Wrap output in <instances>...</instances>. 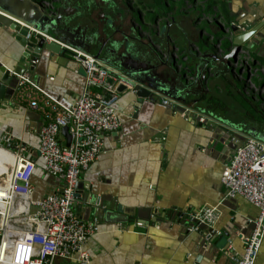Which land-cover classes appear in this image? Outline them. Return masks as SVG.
I'll use <instances>...</instances> for the list:
<instances>
[{
    "label": "crops",
    "instance_id": "1",
    "mask_svg": "<svg viewBox=\"0 0 264 264\" xmlns=\"http://www.w3.org/2000/svg\"><path fill=\"white\" fill-rule=\"evenodd\" d=\"M46 1L41 3L46 9L60 4L53 2V7L52 0ZM77 3L66 0L60 7L80 40H103L99 45L118 49L128 67L142 70L186 100L172 97L167 98L169 104L135 107L129 93H119L115 109L121 126L103 133L97 159L80 174L74 204L82 220L97 226L84 244L90 264H233L257 209L242 197L226 195L220 178L234 139L219 126L229 122L240 125V132L248 126L264 132V109L255 106L259 98L264 106V0H195L193 5L204 9L199 18L196 12L182 11L171 20L159 18L144 25L115 12L113 0H84L79 7ZM77 15L87 19L81 28L80 19L73 18ZM232 24L239 33L257 28L254 50L244 46L237 66L233 59H221L231 49L225 36H233ZM22 50L14 33L0 26V64L12 70L10 76L29 64ZM171 59L177 62L175 68ZM26 73L67 105L83 91L84 70L67 52L41 57ZM16 87L12 99L6 91L0 97V140L11 130L22 143L18 151L24 153L0 148L14 156L29 155L30 150L37 152L44 118L27 102L16 101ZM186 89L192 93L185 95ZM32 159L33 196L60 191L63 180L50 178L40 159ZM88 186H96L101 204H90ZM214 205L220 214L208 224L212 232L196 218L200 223L184 224L193 221L190 215ZM255 264H264V240Z\"/></svg>",
    "mask_w": 264,
    "mask_h": 264
},
{
    "label": "built area",
    "instance_id": "2",
    "mask_svg": "<svg viewBox=\"0 0 264 264\" xmlns=\"http://www.w3.org/2000/svg\"><path fill=\"white\" fill-rule=\"evenodd\" d=\"M44 36L57 42L83 68L84 87L78 98L67 105L40 87L28 73L16 74V101L27 102L44 118L38 133L37 157L44 171L60 176L63 184L60 191L35 200L31 184L33 159L13 155L6 170L0 167V264H60L54 261L56 257L66 259L64 264H90L84 244L97 232V226L82 220L74 210L79 177L97 159L103 133L120 128L121 119L115 109L117 88L127 82L93 53ZM63 127H68L69 145L62 137ZM220 180L228 197H242L257 209L249 220L250 233L242 237V251L232 258L233 264H255L264 240V141L248 137L233 152ZM219 214L214 205L189 217L211 225Z\"/></svg>",
    "mask_w": 264,
    "mask_h": 264
},
{
    "label": "water",
    "instance_id": "3",
    "mask_svg": "<svg viewBox=\"0 0 264 264\" xmlns=\"http://www.w3.org/2000/svg\"><path fill=\"white\" fill-rule=\"evenodd\" d=\"M42 1L44 2L46 0H0V26L6 29L8 33H14L15 39L23 48V56L29 60V64L27 66H24L19 70H14V73H23L26 71L30 72V70L41 57H47L50 53L63 54L65 52V50L61 48V46L57 42L48 41L44 36L49 35L60 41L61 43H66L74 47L84 48L89 52L92 51L91 53H93V55L98 58L103 64L105 63L104 65L107 64L109 65V67L111 65L113 69H110H115L114 71L116 75L127 82V85L120 84L117 90L119 91V93H129L132 96L133 105L135 107L143 106L148 102L169 104L167 102V98L172 97L176 98L181 103H185L186 100L184 96H176L177 91H175L173 88H168L165 85L159 83L155 78L153 79L146 76L142 70L128 67L122 60L123 56L121 57L120 54L118 55V49H112L111 47L110 49H108L104 48V46L102 45H99V43L103 44V42H101L103 40H99L95 37L92 38L93 42L88 41V43H86L84 39L80 40L81 37L79 39V36H77V32L73 33L70 27L67 25L69 19L64 17L65 15H63V12L64 14L66 13L64 9L61 8L62 6L60 7V5L64 4L66 0H52V3L50 2V4L53 5V7L56 6L55 4H53V2H56V4L60 3L59 6H56V8L48 7L47 9L46 7L44 8L41 6ZM83 1L84 0H77L78 7L84 6ZM47 2L48 1H46V3ZM81 14L82 16H84L82 12ZM73 18L78 20L80 19L78 22L79 28H81L82 24L84 23L82 20H87L80 17L79 15ZM89 22L92 23L93 20L89 19ZM262 25H264V22H262L260 26ZM229 28L231 29V34L233 36L226 35L225 37L227 40H231V49L221 59L226 61L227 63L231 59H233L234 65L237 66L238 59H236V57L244 46L246 48H249L250 51L254 50V47L257 44V40L255 39V37H253V34L256 32L257 28L248 29L247 31L240 33L238 32L239 27H235L234 24H232ZM167 63L163 62L164 65H166ZM176 63L177 62L171 59V67L175 68ZM231 70H235V68H231ZM10 72H12V70L9 71L4 66H2V64H0V97L3 96L5 91L7 92L6 94L8 95V97L11 96V92H14V89L17 86L18 77L14 74L10 76ZM6 84L9 88H7V90H5L4 88L3 92V86H5ZM190 93H192L190 89H186L184 91L185 95H189ZM10 100L8 99L7 101L10 102ZM181 109L182 111H185L183 110V108ZM223 122L225 123L226 121L223 120ZM227 124L228 125L225 126L220 125L219 127L225 130L231 139H234V142H232V145L230 146V150L232 152H234L239 146H241L242 143L246 141L248 136L264 141V132L261 133L255 126H248L247 131L240 132V125L230 124L229 122ZM11 134V130L4 131V136L0 140V145L6 149H9L10 151H18V145H22V143L18 139H14ZM62 135L65 138V144L69 145L71 136L68 132V127L62 128ZM227 144H229V142H227ZM18 152L24 153V151L20 150ZM29 153V155H25L28 158L37 156L36 151L30 150ZM50 178L55 179V177L52 175H50ZM56 178L62 179L60 176ZM79 186H81V184L78 183V188H80ZM88 190L93 197V199L90 201V204L92 206L101 204V202L97 201L96 199V186H88ZM40 197L33 196L35 200ZM183 222L187 226L200 223L196 220H193L192 222H188L186 220ZM201 224L202 226L204 225L209 228L206 232L213 231V229L207 223L201 222ZM54 259L56 263L60 264H64L67 261L66 259L57 257Z\"/></svg>",
    "mask_w": 264,
    "mask_h": 264
},
{
    "label": "trees",
    "instance_id": "4",
    "mask_svg": "<svg viewBox=\"0 0 264 264\" xmlns=\"http://www.w3.org/2000/svg\"><path fill=\"white\" fill-rule=\"evenodd\" d=\"M187 0H113L116 11L123 14V18L137 20L141 24L156 23L159 18L171 20L182 11L196 12V16L201 17L204 12L201 4L197 7L193 5L192 0L189 5L185 6ZM202 1V0H200ZM145 28V26H143ZM256 109H264L262 100L259 98L255 103Z\"/></svg>",
    "mask_w": 264,
    "mask_h": 264
},
{
    "label": "bare ground",
    "instance_id": "5",
    "mask_svg": "<svg viewBox=\"0 0 264 264\" xmlns=\"http://www.w3.org/2000/svg\"><path fill=\"white\" fill-rule=\"evenodd\" d=\"M14 156L11 154H8L3 148H0V162H1V168L6 170L8 166L4 163V161H7L8 165H11L13 162Z\"/></svg>",
    "mask_w": 264,
    "mask_h": 264
},
{
    "label": "flooded vegetation",
    "instance_id": "6",
    "mask_svg": "<svg viewBox=\"0 0 264 264\" xmlns=\"http://www.w3.org/2000/svg\"><path fill=\"white\" fill-rule=\"evenodd\" d=\"M113 4H114V2H113Z\"/></svg>",
    "mask_w": 264,
    "mask_h": 264
}]
</instances>
